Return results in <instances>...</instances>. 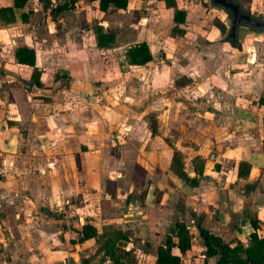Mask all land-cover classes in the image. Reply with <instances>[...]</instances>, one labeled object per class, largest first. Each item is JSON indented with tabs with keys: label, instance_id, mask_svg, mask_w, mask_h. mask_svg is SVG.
I'll return each mask as SVG.
<instances>
[{
	"label": "crops",
	"instance_id": "1",
	"mask_svg": "<svg viewBox=\"0 0 264 264\" xmlns=\"http://www.w3.org/2000/svg\"><path fill=\"white\" fill-rule=\"evenodd\" d=\"M50 1L42 10L37 0L20 9L13 7V0H0V264H155L156 249L166 239L162 233L172 221L183 222L191 235L184 254L172 249L180 264H215L216 257L205 256L197 225L230 247L249 238L252 221L257 235L264 236V148L261 142L254 150L225 146L223 136L233 138L241 131L217 127L221 114L204 108L179 116L168 106L163 113H139L135 122L143 129L148 115L159 121L157 134L147 128L138 137L140 144L122 146L114 157L99 140L112 116L121 122L129 106H142L138 103L148 90L138 72L156 60L153 42L185 38L190 14L185 5L180 0H172L170 7L164 0H125L124 7L117 3L101 10L97 1ZM63 4L69 8L51 13ZM176 10L185 13L179 24L184 34L171 37ZM142 42L152 60L129 64L127 49ZM22 47L35 52L39 87L29 85L32 68L15 60V50ZM118 84H124L126 98L121 103L110 99L112 110L102 104L101 122L93 121L97 98L92 94L106 95ZM259 92L254 99L262 108ZM68 93L78 99L76 104L65 97ZM129 97L133 99L128 102ZM209 103L207 99V108ZM250 113L243 112L239 120L252 118L262 125L263 116ZM194 115L210 126L199 123L198 133L187 129ZM137 124L124 122L121 129L133 131ZM173 148L183 155L188 177L198 179L196 187L169 170ZM112 157L124 174L119 180L124 186L107 196L100 187L112 177ZM241 163L248 166L245 177L238 176L245 173ZM48 201L69 205L52 211L45 206ZM36 208L39 217L31 216L38 213ZM85 223L95 227L97 237L79 242L78 231ZM113 230L126 237L120 246L126 255L118 263L106 252ZM16 233L21 237L13 240Z\"/></svg>",
	"mask_w": 264,
	"mask_h": 264
},
{
	"label": "rangeland",
	"instance_id": "2",
	"mask_svg": "<svg viewBox=\"0 0 264 264\" xmlns=\"http://www.w3.org/2000/svg\"><path fill=\"white\" fill-rule=\"evenodd\" d=\"M235 1L240 3L243 10L248 11L253 17H264V0ZM180 2L190 11L185 38L171 41L168 39V34H161L162 38L169 41L160 40L159 43L154 40L153 50H158L156 60L150 63L142 73L133 70L139 73L141 82L146 84L144 85L146 87H143L144 90H148L143 97L144 99L139 101L140 104L138 103L142 106H129L131 111L126 112L128 113L127 117L124 116L127 118L126 121L124 118V121L120 122L117 115L112 116L110 125L108 124L109 127L104 128L105 136L99 138V140H104L109 147L108 150H112L111 155L113 157L122 146H133L136 142L140 144L139 135L143 131L144 134L145 132L148 133V127L145 126L143 129L140 123L137 124L135 116L139 113L144 114V111L147 113L149 110L163 113L164 106H168L170 112L172 110L175 115L179 113V116L180 114L191 116V113H198L204 108L221 114L222 120L217 121V127L225 130V132L229 130V133L241 131L239 135H234L233 138L223 136L222 140L225 141V146L231 144V147L245 146L248 150H254L261 142V146L264 148V121L261 122L262 125H257L258 122L252 118L243 122L239 120L242 119L243 112H251L255 116L259 115V117L264 115V107L258 108L257 99H254L258 89H260L259 97L264 98V30L256 32L241 26L237 32L238 46L233 47L226 40L231 21L227 13L214 7L209 0H180ZM175 82L179 84H175ZM114 87L106 95L98 92L92 94L97 98V115H91L93 121L101 122L99 110L102 104H106L112 110L114 106L110 99L121 103L126 98L124 84H118ZM65 97L72 102L71 105L76 104L75 102L78 100L69 93ZM130 99L133 98L129 97L128 102ZM207 99L210 102L208 108L206 107ZM68 110H70V106ZM231 117L238 119L239 122ZM201 121L202 118L199 115H194L190 122H186L185 125L187 129H195L198 133L202 129L199 123L210 126L209 121L207 123L202 121L203 124ZM124 122L133 127L137 124V127L133 131H123L121 128L125 126L121 124ZM158 122L156 125L159 128ZM163 126L165 127V122H163ZM255 133L257 136L254 135ZM150 143L152 142H148V144ZM113 157L110 159L113 165L111 168L112 177H108L109 183L99 186L102 190L104 188L107 196H114L124 186L119 183L121 175L124 176V174L114 167V161L117 159L115 160ZM91 188H94L92 190L95 192L99 190L96 186ZM48 202L45 206L52 211L58 209L61 211L62 206L67 210L69 205V203L56 201ZM36 211L38 213L31 216L39 217L38 209ZM64 216L66 217L65 213ZM11 222L16 223V219L13 218ZM38 222L36 221V224ZM175 224L176 221H172L167 225L168 227L162 233V240L168 236L174 238ZM3 236L9 237L11 234H3ZM13 236V240H18L21 234L16 233ZM111 236L115 242L119 241L117 248L121 249L123 240L118 239L113 232H111ZM240 245L242 246V244Z\"/></svg>",
	"mask_w": 264,
	"mask_h": 264
},
{
	"label": "trees",
	"instance_id": "3",
	"mask_svg": "<svg viewBox=\"0 0 264 264\" xmlns=\"http://www.w3.org/2000/svg\"><path fill=\"white\" fill-rule=\"evenodd\" d=\"M28 0H13V7L20 9L25 6ZM42 4V10L49 8L50 0H37ZM75 0H69V3H73ZM97 1L98 6L101 10H106L108 5H115L120 3V6L124 7L125 0H90ZM166 7L172 6V0H164ZM68 4L57 5L51 9V13L55 11H63L68 9ZM110 9V8H109ZM112 11V10H110ZM184 12L182 10H176L173 16L174 25L169 30V36H182L184 30L179 27V24L183 23ZM127 59L129 64L132 65H144L145 63L152 60V55L146 43H139L129 49H127ZM15 60L17 63L28 65L32 68L31 77L29 81L30 86H40V71L35 66V52L30 48H17L14 52ZM175 84H179L175 82ZM45 97H39L38 99L44 100ZM258 103L264 105V98L259 97ZM264 121V115H263ZM147 127L151 135L157 134V119L153 115H148L146 119ZM239 166L245 168L244 174L238 173V176L245 177L247 173L246 164L241 163ZM184 162L183 155L180 151L173 148L169 170L179 179L181 182L185 183L189 187H196L198 184V179L196 177L190 178L183 170ZM196 174L201 175V170L195 168ZM198 227V233L202 238L203 245L205 247L206 257H216L215 264H264V236L259 237L255 230L257 229L256 222L252 221V227L254 231L249 234V246L247 248H242V246L237 243L233 247H230L228 243L224 242L220 237L209 233L203 228ZM113 234H116L117 238L120 240H125V235L118 231L113 230ZM174 238L170 236L161 243L156 249V261L155 264H180V259L178 256L172 254V249L176 248L181 254H184L190 248L191 235L183 222H176L174 227ZM97 237V232L95 227L85 223L81 226L78 231V241L83 242L87 239ZM107 254L115 261L121 259L125 252H121L119 248L115 247V241L110 239L108 242ZM118 263V262H117ZM119 264H136V263H119Z\"/></svg>",
	"mask_w": 264,
	"mask_h": 264
},
{
	"label": "water",
	"instance_id": "4",
	"mask_svg": "<svg viewBox=\"0 0 264 264\" xmlns=\"http://www.w3.org/2000/svg\"><path fill=\"white\" fill-rule=\"evenodd\" d=\"M209 2L229 15L231 21L226 40L229 41L231 46H238L237 32L241 26L256 32L264 30V17H253L248 11L243 10L241 4L235 0H209Z\"/></svg>",
	"mask_w": 264,
	"mask_h": 264
},
{
	"label": "built area",
	"instance_id": "5",
	"mask_svg": "<svg viewBox=\"0 0 264 264\" xmlns=\"http://www.w3.org/2000/svg\"><path fill=\"white\" fill-rule=\"evenodd\" d=\"M242 246H243V248H247L249 246V238H246L245 240H243Z\"/></svg>",
	"mask_w": 264,
	"mask_h": 264
},
{
	"label": "flooded vegetation",
	"instance_id": "6",
	"mask_svg": "<svg viewBox=\"0 0 264 264\" xmlns=\"http://www.w3.org/2000/svg\"><path fill=\"white\" fill-rule=\"evenodd\" d=\"M260 17V16H259Z\"/></svg>",
	"mask_w": 264,
	"mask_h": 264
}]
</instances>
